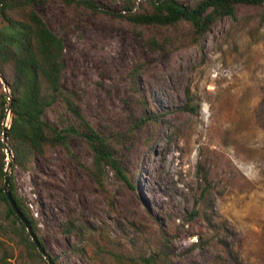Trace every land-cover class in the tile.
<instances>
[{
  "label": "rangeland",
  "instance_id": "374dc122",
  "mask_svg": "<svg viewBox=\"0 0 264 264\" xmlns=\"http://www.w3.org/2000/svg\"><path fill=\"white\" fill-rule=\"evenodd\" d=\"M122 6H36L64 42L62 88L91 126L120 135L126 177L96 172L80 134L15 167L42 243L58 264H264V4L238 5L199 42L186 22L139 25ZM45 117L75 123L60 102ZM0 264L37 262L0 234Z\"/></svg>",
  "mask_w": 264,
  "mask_h": 264
},
{
  "label": "trees",
  "instance_id": "16d2710c",
  "mask_svg": "<svg viewBox=\"0 0 264 264\" xmlns=\"http://www.w3.org/2000/svg\"><path fill=\"white\" fill-rule=\"evenodd\" d=\"M135 1L123 0L122 9L125 13L122 17L145 26L167 27L186 22L191 27L194 42H199L220 19L233 16L238 5L264 4V0H198L193 4H184L180 0H144L147 7L139 10ZM47 2L48 0H0V76L8 90V93L0 90V204H4V216L1 217L0 212V234L22 244L27 255L37 264L49 262L45 261L37 249L4 192L7 148L12 153L9 168L10 193L41 244L36 222L17 191L13 176L15 167L27 169L36 158L45 156L50 148H68L71 136L80 134L93 150L96 172L106 164L126 179L115 151L120 135L107 136L91 126L72 95L62 88L64 42L48 27L36 7ZM9 102L10 122L5 143L2 133ZM56 102L62 103L75 123L58 126L45 117L47 109ZM225 248L229 255L237 259L236 252L229 244H225ZM45 250L53 264H58L56 258L46 248ZM154 261L153 257L142 259L146 264Z\"/></svg>",
  "mask_w": 264,
  "mask_h": 264
},
{
  "label": "water",
  "instance_id": "95a60500",
  "mask_svg": "<svg viewBox=\"0 0 264 264\" xmlns=\"http://www.w3.org/2000/svg\"><path fill=\"white\" fill-rule=\"evenodd\" d=\"M0 79L2 81V83L6 86V83L3 79L2 76H0ZM10 107H11V103L9 102V105H8V108H7V111H8V115H10ZM5 128H4V131L2 133V136H3V142L6 143L7 141V129L9 128V125H5ZM6 154L7 156L9 157H12V153H11V150L9 148L6 149ZM11 166V160H8L7 161V168L5 169V178H4V192L6 194V197L10 203V205L12 206L13 210L15 211V213L19 216V218L21 219V221L24 223V225L26 226V230L27 232L29 233L32 241L35 243L37 249L40 251V253L43 255V257L45 259H47V261L49 262V264H53L52 260L47 256V253H46V250H45V247L43 246V244H41V242L39 241L37 235L34 233L32 227L30 226L28 220L25 218V216L21 213V211L19 210V208L17 207L11 193H10V190H9V168Z\"/></svg>",
  "mask_w": 264,
  "mask_h": 264
}]
</instances>
